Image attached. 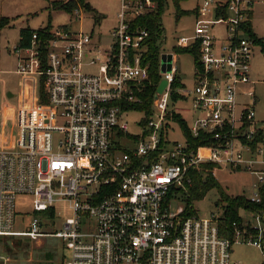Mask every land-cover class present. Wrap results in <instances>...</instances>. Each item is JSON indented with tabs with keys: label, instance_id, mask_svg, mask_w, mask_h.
Instances as JSON below:
<instances>
[{
	"label": "built area",
	"instance_id": "built-area-1",
	"mask_svg": "<svg viewBox=\"0 0 264 264\" xmlns=\"http://www.w3.org/2000/svg\"><path fill=\"white\" fill-rule=\"evenodd\" d=\"M195 1L194 35L178 40L198 51L194 86L174 89L175 56L171 72L162 73L161 53V81L139 136L129 134L123 119L143 103L150 79L143 61L150 31L135 20L161 5L166 10L172 0H122L105 51L91 35L66 27L35 32L29 46L15 48L20 123L16 150L0 151L2 252L16 250L11 237H58L70 253L61 264H240L232 259L235 244L264 253V207L250 210L257 224L233 223V237L225 238L221 217L202 218L185 202L190 175L203 164L254 176L256 191L247 198L253 204L263 203L264 188V124L257 120L255 92H242L255 84L253 4ZM73 13L82 19L81 8ZM166 40L164 29L161 49ZM85 65L98 66V73H86ZM162 81L167 85L159 92ZM183 112L191 113L190 133L203 143L196 149L185 135L181 143L168 139L177 124L172 116ZM124 140L132 147L122 148ZM19 196L32 197L35 214L24 232L15 231ZM174 200L183 206L174 210ZM59 202L72 215L53 233ZM0 263L16 264L2 255Z\"/></svg>",
	"mask_w": 264,
	"mask_h": 264
},
{
	"label": "rangeland",
	"instance_id": "rangeland-1",
	"mask_svg": "<svg viewBox=\"0 0 264 264\" xmlns=\"http://www.w3.org/2000/svg\"><path fill=\"white\" fill-rule=\"evenodd\" d=\"M56 0H0V151L13 152L17 148L19 131V94L21 76L17 73L19 56L15 48L21 45V31L30 29L55 33L57 29L68 28L75 33L91 35L95 43L105 51L112 44L110 38L113 30L119 25L118 14L121 11L122 0H86L90 10L83 9L82 19L79 20L73 12L53 10L51 2ZM254 3L252 6V29L257 40H264V0H247ZM197 6L195 0H187L180 5L182 11L192 12ZM78 8V9H79ZM163 26L166 33V42L163 44L162 55L175 56L174 66L178 70L177 76L187 88H192L195 82V58L193 55L177 53L181 47L178 40L181 37H192L195 32V15L191 13L177 17V8L170 4L163 14ZM217 32L224 34L222 26ZM84 71L88 74L98 73V66L85 65ZM251 79L255 85L242 88V92L254 91L257 98L255 106L257 120H260L259 109L264 106V46L261 43L253 45L251 58ZM13 95V96H12ZM246 102L248 97L242 96ZM181 108H190V103L179 104ZM185 120L190 121L191 113H181ZM146 113L132 111L123 116L128 124V132L132 136L142 134V127ZM261 121V120H260ZM168 134L171 142H184L185 137L180 125L172 124ZM132 142L122 141V148L132 147ZM213 177L218 187L210 190L202 199L195 200L193 205L197 214L202 218L212 215L222 217L228 205L226 198L251 197L256 191V178L248 172H231L224 167L214 168ZM204 178L207 175L204 174ZM182 203L174 200L172 208L177 209ZM57 216L54 220L53 233L63 228V223L71 217L69 205L64 202L55 204ZM18 224L16 232H24L35 214L32 210V197L19 196L16 202ZM240 218L244 222L257 224V219L250 210H241ZM52 231V230H50ZM16 250H4V239L0 238V256L11 257L16 264H61L70 258L65 244L58 237H11ZM8 240V239H7ZM235 258L245 264H264V253L250 244H235ZM1 264V263H0Z\"/></svg>",
	"mask_w": 264,
	"mask_h": 264
},
{
	"label": "trees",
	"instance_id": "trees-1",
	"mask_svg": "<svg viewBox=\"0 0 264 264\" xmlns=\"http://www.w3.org/2000/svg\"><path fill=\"white\" fill-rule=\"evenodd\" d=\"M187 0H172V4L177 8V17H181L185 14L189 15L194 13V11H182L180 9L181 3ZM51 8L53 10H66L68 12H73L79 7L83 9L90 10L89 5L86 3V0H56L51 2ZM165 12L164 5H161L158 11L148 14L144 17H140L135 20V24L141 27H144L150 31V37L147 42V53L143 59L144 65L149 66V73L150 79L149 82L144 86L142 96L144 101L142 104H137L135 106H131L133 110L139 112L146 113V119L144 123L147 121L150 115V106L152 104L154 93L157 90V87L161 81V74H160V41L162 39L164 29H163V14ZM46 31H49L46 30ZM43 34V31H34L30 29H24L21 31V45L20 47L25 48L29 46L31 37L33 33ZM46 33V32H45ZM251 35L254 37L252 33V29H250ZM261 43L264 46V40H257L256 43ZM177 53L180 54H191L195 58V63L197 66V56L198 51L194 47L188 48H180L177 50ZM184 87V84L181 83L180 78L176 75L175 82L173 85L174 89ZM180 99V96L176 93L173 94V100L177 101ZM173 122L177 123L181 126L183 133L190 145L195 149L203 144L201 138H194L189 129L188 121L186 122L182 115L175 114L172 116ZM215 166L212 164H203L200 166L199 169H195L191 173L192 178V186L189 189V195L186 196L185 202L187 204V208L189 205L193 204L195 200L202 199L206 196V194L212 190L213 188L218 187L216 183L212 171L214 170ZM204 174L207 175V178H204ZM228 205L224 211L223 216L220 219V233L221 236L225 238H232L234 235L233 230V223L241 224L242 220L240 218V211L241 210H252V211H259L262 210L264 207V188L262 193L263 203L261 205H256L251 203L246 197H236V198H226ZM10 249V248H9Z\"/></svg>",
	"mask_w": 264,
	"mask_h": 264
},
{
	"label": "water",
	"instance_id": "water-1",
	"mask_svg": "<svg viewBox=\"0 0 264 264\" xmlns=\"http://www.w3.org/2000/svg\"><path fill=\"white\" fill-rule=\"evenodd\" d=\"M172 63H173V56L172 55L171 56L170 55L162 56L161 57V72L162 73L171 72ZM166 85H167L166 81H162L158 91L162 92L164 90V88L166 87Z\"/></svg>",
	"mask_w": 264,
	"mask_h": 264
},
{
	"label": "crops",
	"instance_id": "crops-1",
	"mask_svg": "<svg viewBox=\"0 0 264 264\" xmlns=\"http://www.w3.org/2000/svg\"><path fill=\"white\" fill-rule=\"evenodd\" d=\"M253 5H254V3H253ZM253 13H251V29H252V19H253ZM252 33H253V29H252ZM253 35H254V33H253ZM255 36V35H254ZM255 85V84H254ZM256 104H257V98H256ZM256 106V105H255ZM256 109V108H255ZM256 111V110H255ZM259 114H260V120H259V122L260 123H262V124H264V106H262L261 105V108L259 109ZM257 116V115H256ZM232 259L234 260V261H238L240 264H245V262L244 261H241V260H239V259H237V258H235V250L233 249V253H232Z\"/></svg>",
	"mask_w": 264,
	"mask_h": 264
}]
</instances>
